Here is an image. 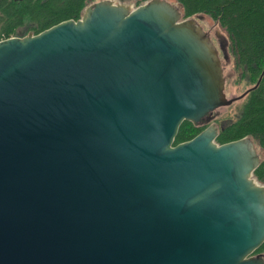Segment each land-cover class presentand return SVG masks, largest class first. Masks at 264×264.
I'll return each instance as SVG.
<instances>
[{"label":"water","instance_id":"obj_1","mask_svg":"<svg viewBox=\"0 0 264 264\" xmlns=\"http://www.w3.org/2000/svg\"><path fill=\"white\" fill-rule=\"evenodd\" d=\"M251 91L168 0L1 41L0 264H264L254 141L174 145Z\"/></svg>","mask_w":264,"mask_h":264},{"label":"trees","instance_id":"obj_2","mask_svg":"<svg viewBox=\"0 0 264 264\" xmlns=\"http://www.w3.org/2000/svg\"><path fill=\"white\" fill-rule=\"evenodd\" d=\"M136 1L140 7L151 0ZM175 1L182 7L185 19L206 15L227 33V52L238 82L246 86L243 87L246 92L252 91L241 100L240 109L219 121L216 142L222 145L251 138L263 154L254 176L264 182V0ZM89 2L91 0H0V42L13 37L24 38L30 33L38 35L65 21H78ZM205 129L206 126L196 127L185 121L174 145L194 139ZM261 253L264 254V244L256 252Z\"/></svg>","mask_w":264,"mask_h":264},{"label":"rangeland","instance_id":"obj_3","mask_svg":"<svg viewBox=\"0 0 264 264\" xmlns=\"http://www.w3.org/2000/svg\"><path fill=\"white\" fill-rule=\"evenodd\" d=\"M99 1H102V0H91V3L89 2V6L96 3V2H99ZM115 1L117 3L126 4L132 10H135L138 8L136 0H126L124 2L119 1V0H115ZM168 1H170L172 3H177L175 0H168ZM194 18L204 28V30L210 34L214 44L217 45L218 48L220 47V57L222 59V63H223V67H224V74L226 77V94H227V97L228 98H234V97H238V96L244 94L246 91H245V88H243V87H246V86L244 84H242L241 82H238L237 74L235 73V70L233 69L232 60H231V58L227 52L228 42H227V33H226L225 29L220 27L217 23H215L211 18H209L206 15H197ZM30 34H32V33H30ZM224 53L226 54V58L224 57ZM241 106H242V101L240 100V101H237L234 104H232V106L223 107V108L216 110L214 113L217 116L215 118L213 116L214 115L213 114L212 120L210 123L213 122L214 124H212V125L217 126V124H219V121L221 119L227 118V117L233 115L234 112L236 110L240 109ZM257 149H258V152L260 153V155L262 156V160H263L262 150L260 148H257ZM258 183L260 185L264 186V182L258 181Z\"/></svg>","mask_w":264,"mask_h":264},{"label":"flooded vegetation","instance_id":"obj_4","mask_svg":"<svg viewBox=\"0 0 264 264\" xmlns=\"http://www.w3.org/2000/svg\"><path fill=\"white\" fill-rule=\"evenodd\" d=\"M207 32V31H206ZM208 33V32H207ZM209 34V33H208ZM210 35V34H209ZM211 37V36H210ZM212 39V38H211ZM213 41V40H212ZM216 47H217V45H216ZM218 48V47H217ZM219 49V51H220V47L218 48ZM212 124H214L213 122L212 123H208V125L206 124V125H202V126H199V127H204V126H206V128L208 127V126H210V125H212Z\"/></svg>","mask_w":264,"mask_h":264}]
</instances>
